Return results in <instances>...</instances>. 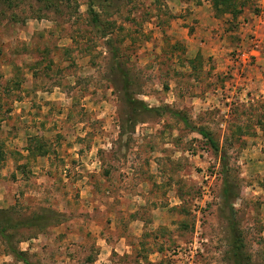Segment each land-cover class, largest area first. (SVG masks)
Wrapping results in <instances>:
<instances>
[{
  "label": "rangeland",
  "instance_id": "374dc122",
  "mask_svg": "<svg viewBox=\"0 0 264 264\" xmlns=\"http://www.w3.org/2000/svg\"><path fill=\"white\" fill-rule=\"evenodd\" d=\"M206 1L0 0V264H264L262 0Z\"/></svg>",
  "mask_w": 264,
  "mask_h": 264
},
{
  "label": "trees",
  "instance_id": "16d2710c",
  "mask_svg": "<svg viewBox=\"0 0 264 264\" xmlns=\"http://www.w3.org/2000/svg\"><path fill=\"white\" fill-rule=\"evenodd\" d=\"M237 1L240 0H209L211 8L214 12L215 18H220L221 16L224 15H230L232 17V20H237L238 15H240L241 12V7L238 6L237 10ZM91 15L93 17H96L93 11H90ZM95 18L93 19V23L95 22ZM118 70L122 73V75H125V73L118 68ZM126 79V75H125ZM127 80V79H126ZM127 84V81L125 82ZM125 102L127 104V107L133 112L136 107H138V102L132 100V98L128 95H126ZM141 109L144 111H147L144 106H140ZM185 125H187V122H183ZM196 133L202 137L206 142L208 143L209 148L214 154H217L219 152L218 145L212 138V136L205 130L199 129L196 130ZM231 184L229 182V179L226 177L225 179L222 180V201L228 202L230 199V190H231ZM231 227V232H232V239H231V246H232V259H233V264H245L246 263V258L244 255V245H243V240L241 239L238 230L232 222L230 223ZM4 231L0 230V235L3 236ZM11 254L13 255L14 258L19 259L23 264H28L26 260L21 258V254H18L15 251H12Z\"/></svg>",
  "mask_w": 264,
  "mask_h": 264
},
{
  "label": "crops",
  "instance_id": "0c3cea01",
  "mask_svg": "<svg viewBox=\"0 0 264 264\" xmlns=\"http://www.w3.org/2000/svg\"><path fill=\"white\" fill-rule=\"evenodd\" d=\"M206 4V5H205ZM258 4H259V8L260 9H262L263 11H264V0H262V1H259L258 2ZM207 8V9H209V11H210V13H211V16H212V19H211V21L214 23V24H216L217 25V23H220V20H219V18H215V16H214V12H213V10H212V8H211V5H209V3L206 1L204 4H202V6L201 5H198V7H197V9H195L196 10V12L197 13H199V16L197 17V18H195V19H198L202 24L204 23V22H207L208 20H207V18H204V14H202V15H200V11H202V10H204L203 8ZM259 19V21L261 20L260 18H258ZM201 24V25H202ZM254 25H255V23H254ZM199 31V29H197V32ZM215 31H214V28L212 27V28H210V29H208V31H206L205 33H203L204 34V36H205V38H207V40L209 41V42H214V43H216V41H215V39H214V37H215V35L213 34ZM256 32L258 33V34H260L261 36H263L264 37V29L262 28V27H260V26H258V27H256ZM192 37H193V35H192ZM194 37H195V35H194ZM187 39V41L189 42V43H192V42H194L193 41V38L192 39H188V38H186ZM221 42H222V40H221ZM224 42V41H223ZM197 43V41L196 42H194V44H196ZM220 48H221V44H219L218 45ZM218 47V48H219ZM205 48H204V50H201V52H199V54H197V53H195V54H193L192 55V57L193 58H198V59H201L202 58V60H208V59H211V61H215V63H216V67L218 68V70L220 69L218 66V64H219V58H218V55L216 56V55H208V54H205ZM208 52V51H207ZM255 57V60H254V65L252 66V67H248V68H250V69H247L246 70V72H250L251 70H256V71H259V70H262V71H264L261 67H264V54H259L258 56H254ZM224 62H225V64L226 65H229L230 63H229V58L227 57V56H225V58H223L222 59ZM221 60V61H222ZM220 61V62H221ZM244 68L243 69H245L246 67L245 66H243ZM17 105H22L23 106V103H19V104H17Z\"/></svg>",
  "mask_w": 264,
  "mask_h": 264
},
{
  "label": "built area",
  "instance_id": "2783aa9c",
  "mask_svg": "<svg viewBox=\"0 0 264 264\" xmlns=\"http://www.w3.org/2000/svg\"><path fill=\"white\" fill-rule=\"evenodd\" d=\"M241 58H243V60H244V61H247V60H249V59L247 58V56H246V55H244V54L241 56Z\"/></svg>",
  "mask_w": 264,
  "mask_h": 264
}]
</instances>
